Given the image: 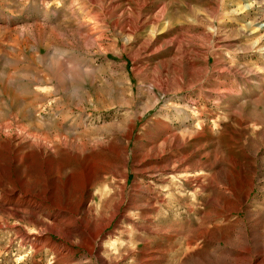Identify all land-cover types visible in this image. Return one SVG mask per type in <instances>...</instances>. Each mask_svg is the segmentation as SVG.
I'll use <instances>...</instances> for the list:
<instances>
[{
	"label": "rangeland",
	"instance_id": "obj_1",
	"mask_svg": "<svg viewBox=\"0 0 264 264\" xmlns=\"http://www.w3.org/2000/svg\"><path fill=\"white\" fill-rule=\"evenodd\" d=\"M29 203L58 234L0 264H264V0H0V223Z\"/></svg>",
	"mask_w": 264,
	"mask_h": 264
},
{
	"label": "bare ground",
	"instance_id": "obj_2",
	"mask_svg": "<svg viewBox=\"0 0 264 264\" xmlns=\"http://www.w3.org/2000/svg\"><path fill=\"white\" fill-rule=\"evenodd\" d=\"M69 69V68H68ZM67 69V70H68ZM69 73V72H68ZM72 73V72H71ZM74 76V75H73ZM141 116H138L136 118H133L131 117L129 120H126V124L128 125V131L122 135L124 136V138H120V136L117 138V142L116 144L110 149V153H112V156L115 158V160H119L120 158L123 159L122 161V174H123V178L125 179L122 184L120 185V188H119V191H120V194H121V197H120V201L117 205V209L120 208V206L122 204L125 203V189H126V184L128 182V178H129V175H128V171H127V166H128V161H129V147H130V141H131V138H132V135H133V131L136 127V123H137V118H140ZM158 140V139H157ZM156 142V141H155ZM154 142V143H155ZM168 142V138L165 137L163 142H162V145L166 144ZM121 143V145L119 144ZM158 144V142L156 143V145L154 146V148L156 149ZM158 152V151H157ZM101 152L98 153V155H100ZM16 160H17V157H16ZM114 160V161H115ZM110 161V160H109ZM112 161V160H111ZM113 161V162H114ZM97 162V161H96ZM117 162V161H116ZM110 163V162H109ZM106 162L107 166H109L110 164ZM105 164V165H106ZM104 165L103 168L99 169V171L101 172H104L105 169L107 168L106 166ZM95 166H97L94 163L90 164L89 166V170L87 171L86 173V188L88 189L90 184L94 181V179L96 177H94V175L96 173L95 172ZM115 169V168H114ZM113 169V170H114ZM94 185V184H93ZM90 190V189H89ZM11 191H3V194L5 196V198H8L7 194L10 193ZM12 192H15V193H22L23 196H27L28 195V192L26 190H22V189H15L13 190ZM21 194V195H22ZM33 195V194H32ZM46 195V194H45ZM14 196V195H13ZM20 196V195H19ZM31 196V195H30ZM38 196V195H37ZM42 197V196H41ZM33 199V198H32ZM38 199V198H37ZM111 199V198H110ZM31 200V199H30ZM32 201V200H31ZM41 202V201H40ZM39 203V202H38ZM17 206V205H16ZM66 206V205H64ZM82 206V204H81ZM14 207V206H13ZM18 207V206H17ZM20 207V206H19ZM29 207H32L34 209H32L31 211H26V210H21L20 208H12V209H6L5 210V213L3 214V221L2 223H0V227H3V226H6V227H13L16 229V233L19 235V238L20 240L22 241V243H24L27 239H30V241L33 243V242H36L37 240L41 239L42 236H39L38 235V232L43 234V232H45L46 234L44 235V237L48 240H51L52 239V233H57L58 234V230H56L55 226H57L56 224H53V228H52V224L49 223L47 220L45 219H42L41 216L39 215L40 212H38L37 210H35V207H33V205L31 203H29ZM63 207V205H62ZM68 207V206H67ZM45 208V207H44ZM58 208V207H57ZM31 209V208H30ZM47 209V208H46ZM49 209V208H48ZM74 209V208H72ZM63 210V209H62ZM70 211V210H69ZM63 212V211H62ZM75 214L78 213V209H74ZM91 212V211H90ZM41 214V213H40ZM43 214V213H42ZM73 214V213H72ZM89 214V213H88ZM115 214V213H114ZM91 215V214H90ZM48 216V215H47ZM56 216V215H55ZM47 218V217H46ZM73 218L76 219V215L73 216ZM72 218V219H73ZM79 218V217H78ZM8 219H13L15 220V223L13 224H10L8 222ZM61 219V218H60ZM64 219V218H63ZM64 221V220H63ZM74 222V221H73ZM76 222V220H75ZM66 223H69V222H66ZM71 223V221H70ZM69 223V224H70ZM51 224V225H50ZM73 225V224H72ZM30 227L32 229H37V231H31V232H28V229L26 227ZM71 226V225H70ZM74 226V225H73ZM55 227V228H54ZM105 228V225H101L97 230H95L93 233H92V239H93V242L94 240L97 241V239L101 238V236L103 235L102 232ZM30 229V230H32ZM39 229V230H38ZM85 229V228H84ZM60 230V229H59ZM86 230V229H85ZM66 231V230H65ZM71 231V230H70ZM35 235L33 238H32V235ZM89 234V233H88ZM90 235V234H89ZM17 237V236H16ZM70 237V235H69ZM45 239V240H46ZM64 239V238H63ZM55 240V239H54ZM62 240V239H61ZM100 240V239H99ZM91 241V240H90ZM92 242V241H91ZM92 242V243H93ZM86 243V242H85ZM35 245V243H34ZM96 245V244H95ZM94 249V248H93ZM96 250V249H95ZM92 252V251H91Z\"/></svg>",
	"mask_w": 264,
	"mask_h": 264
}]
</instances>
